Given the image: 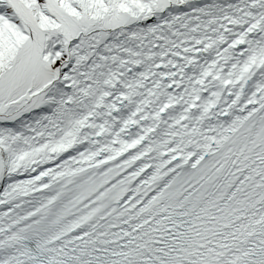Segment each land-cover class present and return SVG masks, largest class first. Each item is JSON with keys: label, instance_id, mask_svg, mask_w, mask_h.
Listing matches in <instances>:
<instances>
[{"label": "snow or ice", "instance_id": "6c2138e0", "mask_svg": "<svg viewBox=\"0 0 264 264\" xmlns=\"http://www.w3.org/2000/svg\"><path fill=\"white\" fill-rule=\"evenodd\" d=\"M0 264H264V0H0Z\"/></svg>", "mask_w": 264, "mask_h": 264}]
</instances>
